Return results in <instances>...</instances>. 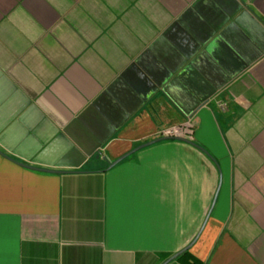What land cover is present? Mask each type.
<instances>
[{"label":"crops","instance_id":"obj_1","mask_svg":"<svg viewBox=\"0 0 264 264\" xmlns=\"http://www.w3.org/2000/svg\"><path fill=\"white\" fill-rule=\"evenodd\" d=\"M190 242L264 264V0H0V264Z\"/></svg>","mask_w":264,"mask_h":264},{"label":"water","instance_id":"obj_2","mask_svg":"<svg viewBox=\"0 0 264 264\" xmlns=\"http://www.w3.org/2000/svg\"><path fill=\"white\" fill-rule=\"evenodd\" d=\"M173 137H175V138H181V139H186L185 137H182V136H179V135H164V136L157 137V138H155V139H152V140H149V141L144 142V143H142V144H139V145H137L136 147H134L133 149H131L130 151H128V152L122 154L121 156L117 157L114 161H112V162L110 163L109 166H113L114 164L118 163L120 160H122L123 158H125V157H126L128 154H130L132 151L137 150V149H139V148H141V147H143V146H145V145H148V144H150V143H153V142L158 141V140L163 139V138H173ZM209 214H210V211H209V213H208V216H209ZM208 216H207V217H208ZM207 217H206V218H207ZM199 233H200V232H199ZM199 233H198V235H199ZM192 242H193V241H192ZM192 242H190L187 246L183 247L182 249H180L179 251H177L176 253H174V254H173L172 256H170L166 261H164L162 264H166V263L169 262L171 259L177 257L179 254H181L182 252H184L186 249H189L190 246L192 245Z\"/></svg>","mask_w":264,"mask_h":264},{"label":"trees","instance_id":"obj_3","mask_svg":"<svg viewBox=\"0 0 264 264\" xmlns=\"http://www.w3.org/2000/svg\"><path fill=\"white\" fill-rule=\"evenodd\" d=\"M184 264H196L199 260L191 253L189 249H186L184 252L177 256Z\"/></svg>","mask_w":264,"mask_h":264},{"label":"built area","instance_id":"obj_4","mask_svg":"<svg viewBox=\"0 0 264 264\" xmlns=\"http://www.w3.org/2000/svg\"><path fill=\"white\" fill-rule=\"evenodd\" d=\"M223 103H221L222 105ZM223 106V105H222ZM185 127L182 125H175L163 130L164 134L181 135L185 133Z\"/></svg>","mask_w":264,"mask_h":264}]
</instances>
